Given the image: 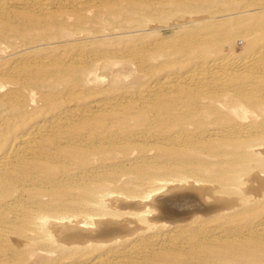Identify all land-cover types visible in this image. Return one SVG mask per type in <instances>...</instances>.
<instances>
[{
  "label": "bare ground",
  "instance_id": "6f19581e",
  "mask_svg": "<svg viewBox=\"0 0 264 264\" xmlns=\"http://www.w3.org/2000/svg\"><path fill=\"white\" fill-rule=\"evenodd\" d=\"M0 264H264V0H0Z\"/></svg>",
  "mask_w": 264,
  "mask_h": 264
},
{
  "label": "rangeland",
  "instance_id": "374dc122",
  "mask_svg": "<svg viewBox=\"0 0 264 264\" xmlns=\"http://www.w3.org/2000/svg\"><path fill=\"white\" fill-rule=\"evenodd\" d=\"M242 47H243V41H241L239 39L235 40L233 42L232 46H231L232 50L235 51V52H240ZM224 51H227V48H225ZM165 191H167L166 188L161 189L158 192H155L154 194H152V197H157V198L158 197H162V196L166 197L167 196V194H166L167 192H165Z\"/></svg>",
  "mask_w": 264,
  "mask_h": 264
}]
</instances>
